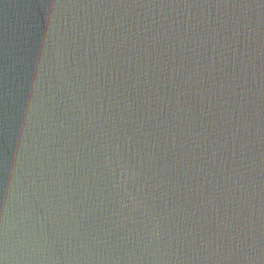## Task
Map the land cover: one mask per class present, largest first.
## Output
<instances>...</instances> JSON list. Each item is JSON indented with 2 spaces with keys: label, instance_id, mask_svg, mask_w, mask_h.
<instances>
[{
  "label": "water",
  "instance_id": "95a60500",
  "mask_svg": "<svg viewBox=\"0 0 264 264\" xmlns=\"http://www.w3.org/2000/svg\"><path fill=\"white\" fill-rule=\"evenodd\" d=\"M6 218L8 264H264V0H0V264Z\"/></svg>",
  "mask_w": 264,
  "mask_h": 264
},
{
  "label": "clouds",
  "instance_id": "9594fccd",
  "mask_svg": "<svg viewBox=\"0 0 264 264\" xmlns=\"http://www.w3.org/2000/svg\"><path fill=\"white\" fill-rule=\"evenodd\" d=\"M6 193H7V185H6ZM5 242H4V252H5V264H8V257L10 254L9 251V244H8V228H7V218H6V222H5Z\"/></svg>",
  "mask_w": 264,
  "mask_h": 264
}]
</instances>
